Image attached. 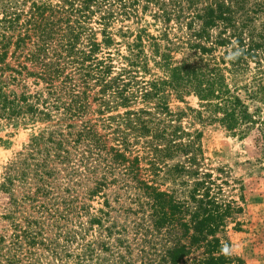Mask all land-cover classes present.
<instances>
[{"label": "trees", "instance_id": "16d2710c", "mask_svg": "<svg viewBox=\"0 0 264 264\" xmlns=\"http://www.w3.org/2000/svg\"><path fill=\"white\" fill-rule=\"evenodd\" d=\"M210 124L264 171V0H0V127L33 130L0 191L47 210L50 264H241L246 186ZM7 217L12 248L47 240Z\"/></svg>", "mask_w": 264, "mask_h": 264}, {"label": "rangeland", "instance_id": "374dc122", "mask_svg": "<svg viewBox=\"0 0 264 264\" xmlns=\"http://www.w3.org/2000/svg\"><path fill=\"white\" fill-rule=\"evenodd\" d=\"M187 101L192 106L196 105L194 97H188ZM201 128L202 146L211 164L227 167L246 186L245 209L240 216L243 222L241 230L232 229V224L228 227L230 251L242 259L241 264H264V171L253 142L249 138L240 140L229 135L218 125L210 124ZM32 132L29 127H0V176L4 165L28 142ZM19 191L15 186L14 196L18 197ZM7 202L6 194L0 191V237L3 239L0 241V264H50V218L47 210L38 211V207L29 203L10 207ZM47 206L50 207V201ZM9 213L23 225L27 223L28 217L41 216L44 220L43 233L47 240L41 244H22L12 248L9 237L12 238L13 233L20 231L14 230L11 218L7 217ZM13 254L15 261L9 263L8 259Z\"/></svg>", "mask_w": 264, "mask_h": 264}]
</instances>
